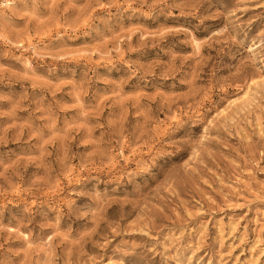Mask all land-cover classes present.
Listing matches in <instances>:
<instances>
[{
    "label": "rangeland",
    "instance_id": "374dc122",
    "mask_svg": "<svg viewBox=\"0 0 264 264\" xmlns=\"http://www.w3.org/2000/svg\"><path fill=\"white\" fill-rule=\"evenodd\" d=\"M0 264H264V0H0Z\"/></svg>",
    "mask_w": 264,
    "mask_h": 264
}]
</instances>
